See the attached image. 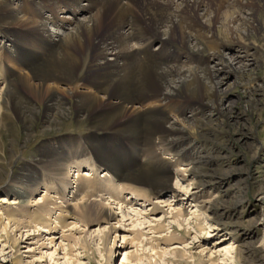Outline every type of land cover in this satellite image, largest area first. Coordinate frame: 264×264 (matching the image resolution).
<instances>
[{"label": "bare ground", "instance_id": "6f19581e", "mask_svg": "<svg viewBox=\"0 0 264 264\" xmlns=\"http://www.w3.org/2000/svg\"><path fill=\"white\" fill-rule=\"evenodd\" d=\"M25 1L24 4V0H0V37L11 46L5 55L27 71L16 76L18 73L10 71L0 57V126L7 128L12 117L28 123L31 112L36 111V98L51 122L60 126L71 118L89 131L83 137L88 146L79 142L72 147L74 140L62 137L55 147L42 152V160L57 180L47 184L64 194L70 186L71 163L79 167L85 163L89 169L84 170L93 173L86 177L87 174L79 173L81 169L78 171L74 180L78 196L74 200L62 197L66 199L62 203L43 197L42 202L23 203L31 208L43 204L52 211L59 210L55 212L56 219L62 226L67 218L75 221L90 218L87 222L96 224L106 222L105 242L112 233L118 237L125 231L121 225L110 224L118 213L108 200L114 198L121 207L128 201L115 194L114 190L120 191V187L129 191L131 206L150 202L153 212L167 207L172 217L179 220L185 217L187 208H204L209 200L193 204L202 192L199 181H195L201 175L198 172L201 156L190 153L184 127L176 125L168 114L176 112V108V113L181 114L187 110L186 118L196 126L204 121V111L209 107L222 112L221 69L226 66L241 69L244 64L232 49L244 50L255 60L253 65L264 57L250 41L233 40L235 45L225 51L221 42L235 39L233 23L248 20V29L253 31L257 29L252 22L255 19L264 24V0L258 1L259 5L250 0ZM67 13L71 15L64 16ZM245 35L251 37L249 33ZM155 41H159L158 49L152 48ZM172 44H179L196 56L177 54ZM199 52L209 54L211 63L202 62ZM75 82L91 91L72 89L69 100L58 92V85ZM259 87L264 90V85ZM119 134L121 139L126 137L130 141L132 148L137 144L150 146L148 156L142 159L141 154L129 148L127 151L123 141L115 138ZM92 151L103 167L104 174L100 177L105 183L95 177L100 167H96L93 157L86 158L87 162L77 160ZM158 151L160 154H154ZM174 166L178 167L175 172ZM173 176L178 181L191 180L188 185L195 186L187 193L179 188L178 181L172 186ZM37 179L33 171L18 173L5 191L29 197L39 189ZM168 193L177 199L175 204L185 200L186 205L172 207L174 203L164 199ZM16 203L20 202H11ZM23 211L12 218L17 230L25 219L21 218L25 216ZM37 219L52 236L46 239L56 237L52 235L56 227H51L48 217Z\"/></svg>", "mask_w": 264, "mask_h": 264}, {"label": "rangeland", "instance_id": "374dc122", "mask_svg": "<svg viewBox=\"0 0 264 264\" xmlns=\"http://www.w3.org/2000/svg\"><path fill=\"white\" fill-rule=\"evenodd\" d=\"M250 1L259 5L260 0ZM22 7L23 5L20 6ZM203 8H206V4H203ZM69 15L71 14H64ZM252 22L257 28L254 31L248 29V20L233 23L231 32L235 39H231V42L222 41L221 49L225 51L226 47L235 45L233 40L241 39L255 43L264 57V24L261 19ZM246 33L251 37H247ZM158 43L159 41H155L152 48L158 49ZM10 47V42L0 37L1 61L19 76L20 72L27 71L19 68L5 55V50ZM172 49L184 57L196 56L179 44H174ZM232 50V53L240 55L244 64H249H242L241 69L236 66L221 69L219 87L223 94L220 104L222 112L209 107L204 111V121L196 126L186 118L187 110L184 112L185 116L176 113L178 108L176 112L168 114L176 121V125L184 127L189 140V152L201 156V163L198 164L201 175L195 181H199L202 192L199 193V198L193 200V204H200L203 199L209 200L202 209L187 208L185 217L180 220L172 217L169 213L171 209L167 207L153 212L150 202L131 206L130 195L127 196L129 191H123L121 185H117L120 191L115 189V194L124 201L128 199L122 202L123 207L116 204L114 198L108 200L118 213L110 224L121 225L125 229L120 236L116 237L112 233L105 242L108 224H96L90 220L88 223L90 218L82 221L65 218V226H62L56 219L55 212L59 213V210L52 211L43 204V207L40 204L31 208L23 202L30 201V204H34L42 202L43 197H52L64 203L66 199L74 200L78 196L74 189L76 174L81 169L79 173L87 174L85 176L88 177L93 171L84 170L87 166L85 163L82 167L71 163L68 176L70 186L63 191L64 194H60L47 184L56 178L42 160V152L55 147L62 137L72 138V147L78 146L79 142L88 146L83 139L89 133L88 129L71 118L60 126L56 125L45 117L44 106L36 98V111L31 112L28 123L12 117L7 128L0 126V264H264V90L259 87L264 85V59L259 58L256 66L253 65L255 60L247 56L244 50ZM198 55L202 62L211 63L210 55L206 52H199ZM75 88L83 92L91 91L87 86L75 82L69 86L58 85V92L69 100L68 93ZM120 136L116 135L115 138L123 141L122 145L127 151L130 149L129 151L141 154L142 159L148 156L150 146L140 147L137 144L132 148L130 141L126 137L121 139ZM155 153L160 154L159 151ZM90 157H93L96 167H100L95 174L96 179L105 183V179L100 177L104 174L103 167L96 162L93 151L77 160L87 162L86 158L90 160ZM177 168L172 167L174 172ZM27 171H33L39 178V189L29 197L7 193L5 190L15 176ZM177 181L173 176L172 186L177 185ZM190 182L192 183L191 180L188 183L178 181L179 188L189 193L195 186L188 185ZM16 189L23 192L22 189ZM148 194L151 195L150 191ZM164 199L170 200L172 204L177 200L169 193ZM180 205L184 207L186 201L174 203L172 207ZM166 210L168 213H165ZM21 211L25 215L21 218L25 219L20 225L21 229L17 230L12 218L18 217L17 214L22 213ZM39 216L48 217L46 220L50 221L51 227H56L52 234L56 235L52 238L53 242L52 239H46L52 237L49 232L46 233V225L36 221ZM187 232L191 234H186ZM121 235L125 238H121ZM43 242L45 245H41ZM27 249L32 251H26Z\"/></svg>", "mask_w": 264, "mask_h": 264}]
</instances>
